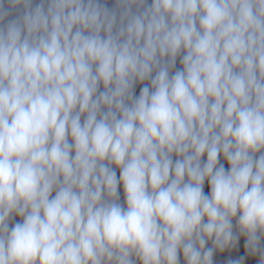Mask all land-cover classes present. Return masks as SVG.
<instances>
[{
  "label": "clouds",
  "instance_id": "clouds-1",
  "mask_svg": "<svg viewBox=\"0 0 264 264\" xmlns=\"http://www.w3.org/2000/svg\"><path fill=\"white\" fill-rule=\"evenodd\" d=\"M0 264H264V0H0Z\"/></svg>",
  "mask_w": 264,
  "mask_h": 264
},
{
  "label": "water",
  "instance_id": "water-1",
  "mask_svg": "<svg viewBox=\"0 0 264 264\" xmlns=\"http://www.w3.org/2000/svg\"><path fill=\"white\" fill-rule=\"evenodd\" d=\"M207 190V189H206Z\"/></svg>",
  "mask_w": 264,
  "mask_h": 264
}]
</instances>
